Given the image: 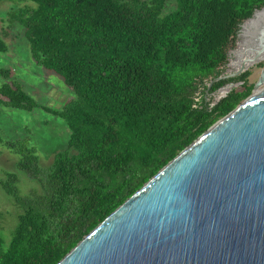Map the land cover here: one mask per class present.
<instances>
[{
    "label": "trees",
    "instance_id": "16d2710c",
    "mask_svg": "<svg viewBox=\"0 0 264 264\" xmlns=\"http://www.w3.org/2000/svg\"><path fill=\"white\" fill-rule=\"evenodd\" d=\"M0 0L25 29L36 64L75 98L39 105L0 69V107L35 108L66 121L68 146L43 169L30 137L0 144L19 156L0 188L19 208L0 264H58L162 168L254 90L251 73L223 75L243 22L264 0ZM7 51L0 38V52ZM210 80L211 87L204 82ZM241 82L210 107L197 100ZM204 88V91H202ZM19 173L37 185L26 195ZM20 183V184H19Z\"/></svg>",
    "mask_w": 264,
    "mask_h": 264
},
{
    "label": "water",
    "instance_id": "95a60500",
    "mask_svg": "<svg viewBox=\"0 0 264 264\" xmlns=\"http://www.w3.org/2000/svg\"><path fill=\"white\" fill-rule=\"evenodd\" d=\"M263 22L264 7L243 22L229 53L239 66L217 81L264 60ZM262 86L264 67L254 90ZM58 264H264V89L192 142Z\"/></svg>",
    "mask_w": 264,
    "mask_h": 264
},
{
    "label": "rangeland",
    "instance_id": "374dc122",
    "mask_svg": "<svg viewBox=\"0 0 264 264\" xmlns=\"http://www.w3.org/2000/svg\"><path fill=\"white\" fill-rule=\"evenodd\" d=\"M24 4L5 2L0 5V38L6 43L7 51L0 52V69L10 70L11 78L7 81L17 82L24 88L39 105L54 109H61L67 102L75 98L74 93L63 82V78L56 73L46 70L36 64L32 58L28 41L25 37V29L19 24H11L7 15L11 9L23 7ZM176 9V1L171 0L166 10L167 13ZM236 43L229 53L238 48ZM229 55V54H228ZM235 58L228 57L227 65L221 68L223 75L234 70L232 65ZM264 67V60L248 69L251 73L249 84L255 85L259 80ZM0 76V86L7 82ZM210 80L204 84L210 86ZM264 86L253 90L252 95L263 91ZM232 90H242L241 82H230L217 92L206 95L203 92L197 100L205 99L210 107L227 95ZM204 91V88H202ZM251 95V96H252ZM0 136L4 140H24L30 137L31 146L35 147L40 159V165L46 169L51 165L55 155L64 151L68 146L70 130L62 118L48 113L40 108L26 111L8 107H0ZM19 156L12 153L0 144V178H5L4 172H13ZM21 191L23 195L31 192L37 185L32 183L24 173H19ZM20 184V183H19ZM20 212L12 201L0 188V232L8 236L14 227L16 217Z\"/></svg>",
    "mask_w": 264,
    "mask_h": 264
},
{
    "label": "bare ground",
    "instance_id": "6f19581e",
    "mask_svg": "<svg viewBox=\"0 0 264 264\" xmlns=\"http://www.w3.org/2000/svg\"><path fill=\"white\" fill-rule=\"evenodd\" d=\"M264 23V22H263ZM259 24V23H258ZM256 25V29L258 30V29H260V28H262L261 26L262 25ZM247 28V27H246ZM241 43V42H240ZM242 44V43H241ZM232 65H233V67H234V69L236 68V67H238L239 66V59L237 58H235V60L233 61V63H232ZM263 91H261V92H258L257 94H261ZM256 94V95H257Z\"/></svg>",
    "mask_w": 264,
    "mask_h": 264
}]
</instances>
